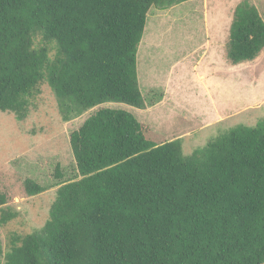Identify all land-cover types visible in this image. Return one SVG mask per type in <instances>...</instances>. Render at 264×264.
<instances>
[{
  "label": "trees",
  "instance_id": "trees-1",
  "mask_svg": "<svg viewBox=\"0 0 264 264\" xmlns=\"http://www.w3.org/2000/svg\"><path fill=\"white\" fill-rule=\"evenodd\" d=\"M187 1L0 0V112L26 119L45 85L65 123L109 102L145 110L137 56L148 13ZM263 50L264 18L244 0L228 59ZM143 126L102 108L73 132L80 179L58 188L42 228L0 246L4 264H264V120L188 156L181 139L155 141ZM24 186L29 197L46 191ZM8 203L1 194L0 227L18 216Z\"/></svg>",
  "mask_w": 264,
  "mask_h": 264
},
{
  "label": "rangeland",
  "instance_id": "rangeland-1",
  "mask_svg": "<svg viewBox=\"0 0 264 264\" xmlns=\"http://www.w3.org/2000/svg\"><path fill=\"white\" fill-rule=\"evenodd\" d=\"M242 1L191 0L164 11L151 8L137 56L145 110L109 102L65 123L45 85L26 119L0 112V195L9 197L4 208L18 213L0 227L3 253L15 235L42 228L58 188L80 179L70 137L99 109L129 112L155 141L162 135L164 141L181 139L186 156L230 128L264 120V50L251 62L232 65L228 59L230 27ZM248 1L264 18V0ZM27 179L46 191L29 197Z\"/></svg>",
  "mask_w": 264,
  "mask_h": 264
}]
</instances>
